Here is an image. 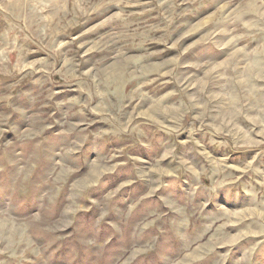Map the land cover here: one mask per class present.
<instances>
[{
	"label": "rangeland",
	"instance_id": "1",
	"mask_svg": "<svg viewBox=\"0 0 264 264\" xmlns=\"http://www.w3.org/2000/svg\"><path fill=\"white\" fill-rule=\"evenodd\" d=\"M0 264H264V0H0Z\"/></svg>",
	"mask_w": 264,
	"mask_h": 264
}]
</instances>
